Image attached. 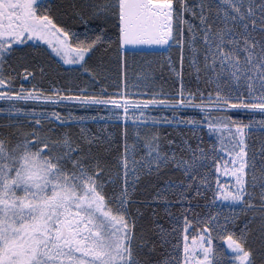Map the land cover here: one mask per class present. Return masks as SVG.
<instances>
[{"label":"snow or ice","instance_id":"obj_1","mask_svg":"<svg viewBox=\"0 0 264 264\" xmlns=\"http://www.w3.org/2000/svg\"><path fill=\"white\" fill-rule=\"evenodd\" d=\"M0 264H264V0H0Z\"/></svg>","mask_w":264,"mask_h":264},{"label":"trees","instance_id":"obj_2","mask_svg":"<svg viewBox=\"0 0 264 264\" xmlns=\"http://www.w3.org/2000/svg\"><path fill=\"white\" fill-rule=\"evenodd\" d=\"M130 64L134 61V66L130 68V75L132 72H138V68L136 66L144 65L148 62H152L155 65L156 60H160L163 63L164 56L168 55L164 52H136L135 54L129 52ZM159 71V69H157ZM76 111H82L81 109H76ZM88 127L92 129L93 132L97 131V125L94 123H89ZM72 132L75 133L78 131L77 128L72 127ZM162 182V181H161Z\"/></svg>","mask_w":264,"mask_h":264},{"label":"water","instance_id":"obj_3","mask_svg":"<svg viewBox=\"0 0 264 264\" xmlns=\"http://www.w3.org/2000/svg\"><path fill=\"white\" fill-rule=\"evenodd\" d=\"M138 52H163V51L161 49L154 47V46H143L142 50H140Z\"/></svg>","mask_w":264,"mask_h":264}]
</instances>
